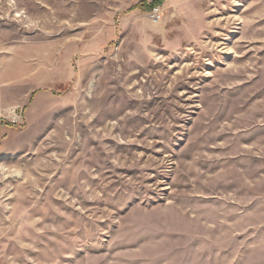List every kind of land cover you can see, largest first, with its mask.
Segmentation results:
<instances>
[{"label":"rangeland","instance_id":"rangeland-1","mask_svg":"<svg viewBox=\"0 0 264 264\" xmlns=\"http://www.w3.org/2000/svg\"><path fill=\"white\" fill-rule=\"evenodd\" d=\"M0 0V264H264V0Z\"/></svg>","mask_w":264,"mask_h":264},{"label":"built area","instance_id":"built-area-1","mask_svg":"<svg viewBox=\"0 0 264 264\" xmlns=\"http://www.w3.org/2000/svg\"><path fill=\"white\" fill-rule=\"evenodd\" d=\"M163 15V6L162 4H153L149 7L147 12L148 19L153 24H158L161 22Z\"/></svg>","mask_w":264,"mask_h":264},{"label":"trees","instance_id":"trees-1","mask_svg":"<svg viewBox=\"0 0 264 264\" xmlns=\"http://www.w3.org/2000/svg\"><path fill=\"white\" fill-rule=\"evenodd\" d=\"M163 2V0H153L150 4H161Z\"/></svg>","mask_w":264,"mask_h":264}]
</instances>
